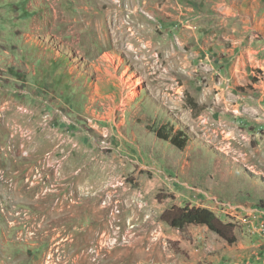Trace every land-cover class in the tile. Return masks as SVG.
<instances>
[{
    "label": "rangeland",
    "instance_id": "obj_1",
    "mask_svg": "<svg viewBox=\"0 0 264 264\" xmlns=\"http://www.w3.org/2000/svg\"><path fill=\"white\" fill-rule=\"evenodd\" d=\"M262 224L264 0H0V264H253Z\"/></svg>",
    "mask_w": 264,
    "mask_h": 264
},
{
    "label": "trees",
    "instance_id": "obj_2",
    "mask_svg": "<svg viewBox=\"0 0 264 264\" xmlns=\"http://www.w3.org/2000/svg\"><path fill=\"white\" fill-rule=\"evenodd\" d=\"M193 105L197 106V103H193ZM156 126L146 125V128L153 132L157 138L169 142L180 150L185 149L186 138L182 130L174 129L172 125L168 124ZM161 219L170 227L180 231L189 225H205L228 244H234L237 239L234 224L222 221L207 207L171 205L162 212Z\"/></svg>",
    "mask_w": 264,
    "mask_h": 264
},
{
    "label": "crops",
    "instance_id": "obj_3",
    "mask_svg": "<svg viewBox=\"0 0 264 264\" xmlns=\"http://www.w3.org/2000/svg\"><path fill=\"white\" fill-rule=\"evenodd\" d=\"M213 233V232H212ZM262 243L264 244V240L262 241ZM263 253H264V250H263ZM242 257L243 259L244 258H247L248 260L250 259V260H252L253 259V261H255L256 262V259H258V261L260 262V263H262V264H264V255L263 254H261L260 256L258 255V253L256 252V251H254V252H252L251 254H239V257ZM238 261V263L240 262L241 263V260L240 259H238L237 260ZM254 262V263H255ZM237 263V262H236ZM253 263V264H254ZM257 264V263H256Z\"/></svg>",
    "mask_w": 264,
    "mask_h": 264
},
{
    "label": "bare ground",
    "instance_id": "obj_4",
    "mask_svg": "<svg viewBox=\"0 0 264 264\" xmlns=\"http://www.w3.org/2000/svg\"><path fill=\"white\" fill-rule=\"evenodd\" d=\"M15 104H16V103H15ZM3 105H4V104H3ZM12 106H13V105H10L8 108H6V109H5V112L8 111V110H11V109H12ZM3 108H5V107H3ZM23 112H24V111H23ZM20 129H21V128H20ZM12 136L14 137V135H12Z\"/></svg>",
    "mask_w": 264,
    "mask_h": 264
},
{
    "label": "built area",
    "instance_id": "obj_5",
    "mask_svg": "<svg viewBox=\"0 0 264 264\" xmlns=\"http://www.w3.org/2000/svg\"><path fill=\"white\" fill-rule=\"evenodd\" d=\"M262 226V229H263V233H264V224L261 225ZM264 255V254H263Z\"/></svg>",
    "mask_w": 264,
    "mask_h": 264
}]
</instances>
